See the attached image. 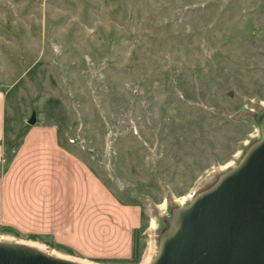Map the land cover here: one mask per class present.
Segmentation results:
<instances>
[{
  "label": "rangeland",
  "instance_id": "374dc122",
  "mask_svg": "<svg viewBox=\"0 0 264 264\" xmlns=\"http://www.w3.org/2000/svg\"><path fill=\"white\" fill-rule=\"evenodd\" d=\"M0 94L4 167L33 126H55L60 143L135 207L137 264H149L171 209L260 137L264 0H0ZM0 239L89 264L125 259L9 225Z\"/></svg>",
  "mask_w": 264,
  "mask_h": 264
},
{
  "label": "crops",
  "instance_id": "0c3cea01",
  "mask_svg": "<svg viewBox=\"0 0 264 264\" xmlns=\"http://www.w3.org/2000/svg\"><path fill=\"white\" fill-rule=\"evenodd\" d=\"M3 113L1 95L0 168L6 147ZM15 151L9 167L0 172V225L43 235L96 257L131 256L137 210L122 204L60 143L55 126H33Z\"/></svg>",
  "mask_w": 264,
  "mask_h": 264
},
{
  "label": "water",
  "instance_id": "95a60500",
  "mask_svg": "<svg viewBox=\"0 0 264 264\" xmlns=\"http://www.w3.org/2000/svg\"><path fill=\"white\" fill-rule=\"evenodd\" d=\"M33 112L28 123H36ZM260 137L236 165L173 207L149 264H264V109ZM0 264H89L0 239Z\"/></svg>",
  "mask_w": 264,
  "mask_h": 264
},
{
  "label": "trees",
  "instance_id": "16d2710c",
  "mask_svg": "<svg viewBox=\"0 0 264 264\" xmlns=\"http://www.w3.org/2000/svg\"><path fill=\"white\" fill-rule=\"evenodd\" d=\"M141 234L137 229L133 231L132 239V254L129 258L125 259H116V261L122 264H137L141 258Z\"/></svg>",
  "mask_w": 264,
  "mask_h": 264
},
{
  "label": "bare ground",
  "instance_id": "6f19581e",
  "mask_svg": "<svg viewBox=\"0 0 264 264\" xmlns=\"http://www.w3.org/2000/svg\"><path fill=\"white\" fill-rule=\"evenodd\" d=\"M19 241V240H18ZM39 247V246H38ZM39 248H42V247H39ZM43 249V248H42ZM148 259V258H147Z\"/></svg>",
  "mask_w": 264,
  "mask_h": 264
}]
</instances>
